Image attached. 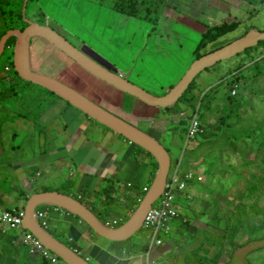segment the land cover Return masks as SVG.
I'll return each instance as SVG.
<instances>
[{
	"label": "rangeland",
	"instance_id": "1",
	"mask_svg": "<svg viewBox=\"0 0 264 264\" xmlns=\"http://www.w3.org/2000/svg\"><path fill=\"white\" fill-rule=\"evenodd\" d=\"M119 1L36 0L29 5L28 21L39 24L36 16L42 17L40 12H43L47 19L43 25L56 31L75 47L101 57V60L125 74L133 84L158 97L164 96L181 81L198 56L216 51L251 31H264V0H163L164 7L154 14L155 21L146 20L149 17L146 4L137 19L119 13ZM14 4L15 0H0V39L7 30L24 29L28 25L21 19L19 2L16 8ZM225 23H239V27L235 32L209 44L206 49H198L202 35L209 28ZM14 39V47L0 57V97L3 94L5 97L0 102V120L9 124L19 123L17 125L25 129V136L30 137L37 126L33 119L36 110L49 105V102L39 101L52 96L37 85L24 83L23 79H16L12 72L4 71V66L10 62L11 50L14 56ZM36 40L33 38L31 41V51L38 42ZM40 42L55 50L49 55L47 48L37 46L31 56L36 67L33 68L41 72V67L47 74L55 71L60 81L87 95L83 91L90 87L92 79L97 83L98 78L82 71L71 58L47 40ZM57 51L66 62L59 60ZM69 61H72V67L67 66L71 63ZM78 73L83 77L80 78ZM102 84L105 90L110 89L109 85ZM196 84L194 92L205 133L196 140H190L193 146L197 141L199 143V147L194 150L198 162L193 167L200 171L197 166L202 159L212 169L217 159L219 164L225 165V170L219 177L220 186L213 192L214 199H203L200 203L195 198H182L179 202L178 209L186 221L175 220L173 223V226L180 223L185 227V238L179 239L178 243L181 247L177 251L178 257L184 261V252L192 251L198 254L197 259L203 264H217L219 259L225 264H264L263 44L201 71ZM92 88L97 89L95 85ZM233 91H236L235 95ZM243 97L246 101L236 109L235 103ZM179 102L170 109L179 110L182 103ZM60 103L63 105V102ZM183 103L190 105L186 100ZM178 114L177 130L186 136L187 122L181 116L179 118ZM223 118L228 125L222 123ZM23 119L34 125H26ZM42 121L48 122V116H43ZM93 123L97 124L95 120ZM146 129L144 125L143 130ZM12 136L14 134L11 133L10 138ZM8 141L12 143L10 139ZM11 146L15 147L13 143ZM191 151H181V157ZM203 156H206V160ZM219 164L214 165V168ZM204 173L216 177L210 169H204ZM208 183L207 177L189 190L195 185L197 188ZM44 188L55 189L50 186ZM58 189L64 191L62 186ZM125 193L128 195V189H125ZM210 212L213 217L207 216ZM123 215L129 217L127 212ZM201 219L205 222L204 226H211L209 237L205 227H200L202 223L197 222ZM144 230L139 229L136 235L148 240V233ZM173 232L174 227L171 234ZM170 236H166L165 240ZM204 240L210 246L206 243L205 246L201 245ZM216 247H219L218 252Z\"/></svg>",
	"mask_w": 264,
	"mask_h": 264
},
{
	"label": "crops",
	"instance_id": "2",
	"mask_svg": "<svg viewBox=\"0 0 264 264\" xmlns=\"http://www.w3.org/2000/svg\"><path fill=\"white\" fill-rule=\"evenodd\" d=\"M35 38L38 42H35V47L33 46L34 51L39 46L38 48H47L49 55L54 53L53 47L40 42L43 41L42 38ZM33 50L30 49L32 69L60 81L55 75V71L47 74L41 67H39L41 72L33 68V66L35 67L31 58ZM35 57L37 58L36 55ZM58 58L66 62L61 54ZM72 61H69L71 63L67 66L72 67ZM97 62L100 63L98 60ZM76 65L82 71H86L79 64L76 63ZM86 72L89 76L95 77L90 72ZM78 76L83 77L80 73ZM96 80L97 83L92 79L91 83L89 82L90 87L83 91L89 97L81 91L67 86L165 146L173 158L172 172L177 167L183 171L185 170L183 167L188 168L196 165L198 161L195 160L194 150L199 147V143L197 141L196 145L193 146L185 135L179 133L176 127L179 123L176 114L179 113V118L182 113L189 117L197 108L198 99H196L195 107L192 104L186 105L182 102L179 110L170 109L178 103L174 106L151 107L99 78ZM102 83L109 85L110 89L105 90ZM94 85L97 89L92 88ZM169 91L171 89L167 93ZM51 96L50 99L43 97L39 101V103L49 102V105L36 110L33 119L37 126L30 137L25 136V129L22 125V128L17 125L19 123L11 122L9 124L5 120H0V125H4L0 126L2 134L0 135V206L6 208L26 207L30 196L35 192L45 191L46 188L44 187L50 186L59 190L58 187L64 186L62 192L69 195L75 193L81 195L83 190H89L88 196L82 203L86 207L94 208L95 211H92L96 216V212L103 207L102 202H105L110 205L105 217L122 215L123 218L125 216L123 214L127 212V216L130 218L137 204L136 195H138V191L136 188L150 185L157 174L159 164L156 158L146 155L145 152L135 155L133 150L138 144L97 120H95L97 124L93 123L94 119L92 121L87 114L57 95L51 94ZM60 102H63V105ZM43 116H48V122L42 121ZM23 121L26 125H34L26 119ZM144 125L147 126L146 131L143 130ZM11 133L14 136L10 138ZM8 139L12 141L15 147L11 146L12 143ZM186 150L187 152L192 151L181 157V151L185 153ZM189 156H194V158H189L186 161ZM203 159L206 160V156H203ZM191 160L195 161L192 162ZM219 162L215 159L211 169L204 161L202 162V159L199 161L197 167L203 174V181L208 177L209 183L197 188L195 185L186 191L187 195H190L192 199H197L200 203L203 199H214L213 192L216 187L220 186L219 177L225 170V165L219 164ZM216 164L219 165L214 168ZM204 169L212 170L216 177L210 176L209 173L206 176ZM107 178L114 181L116 188L115 192L111 194L113 198L111 202L103 201L104 195L98 193L107 184ZM130 182L134 184V188L131 191L128 190L129 193L126 195L125 189H128L127 183ZM177 195L179 202L182 198L190 200V197H186L183 193L178 192ZM48 206L50 212L46 230L67 246L77 247L78 253L85 259L88 258L91 264H203L197 259L198 254L192 251L183 253L184 261L178 257L177 251L181 250L178 245L179 239L185 238V227L181 226L180 223L175 224L173 234L169 235L170 237L161 246L154 243L152 231L149 230H144L148 233V240H143L135 233L125 240L115 241L99 235L89 224L82 222L78 216L67 213L63 207H58L59 205L41 204L38 207ZM209 215L213 217V213L210 212L207 216ZM182 217V221L185 222L186 218ZM197 222L202 223L200 227H205L206 235L209 237L210 224L204 226L205 222L202 219ZM196 223H194L195 227ZM206 242L204 240L201 245L205 246ZM206 245L210 246L207 243ZM218 251L219 247H216V252ZM219 261L222 262L221 264H225L221 259ZM0 264L50 263L37 252L31 253L23 245L20 232L5 226L0 228Z\"/></svg>",
	"mask_w": 264,
	"mask_h": 264
},
{
	"label": "water",
	"instance_id": "3",
	"mask_svg": "<svg viewBox=\"0 0 264 264\" xmlns=\"http://www.w3.org/2000/svg\"><path fill=\"white\" fill-rule=\"evenodd\" d=\"M13 37L16 38L14 68L21 79L54 93L64 101L80 109L91 119L97 120L103 125H107L116 132L123 134L128 139L149 151L159 164L157 174L143 201L139 204L133 215L121 226L116 228L106 227L95 213L73 195L54 189L35 192L30 196L25 207L26 216L23 222L24 226L31 230L46 247L57 252L68 264H91L81 254L59 241L39 224L35 216L36 208L41 204L59 205L71 211L73 214L78 215L99 235L115 241L125 240L141 228L148 211L164 191L172 164L171 154L165 146L151 136L108 113L64 83L34 71L30 61L32 39L39 37L47 40L95 77L107 82L124 93L138 98L147 105L167 107L174 105L182 97L189 84L201 71L213 67L221 61L235 57L249 48L256 47L260 41H264V32L251 31L245 37L239 38L201 57L194 62L191 69L187 71V74L183 76L181 81L162 97L155 96L133 84L129 79L123 77L118 69L113 68L110 64L107 66L101 62L98 63L93 54L75 47L47 25L29 24L23 30H9L0 41V57L4 54L8 41Z\"/></svg>",
	"mask_w": 264,
	"mask_h": 264
},
{
	"label": "built area",
	"instance_id": "4",
	"mask_svg": "<svg viewBox=\"0 0 264 264\" xmlns=\"http://www.w3.org/2000/svg\"><path fill=\"white\" fill-rule=\"evenodd\" d=\"M5 70L10 73L11 67L7 66ZM119 73L123 77H126V75L120 71ZM233 94H236V91H233ZM200 117L199 108H196L189 117L182 113L181 119H183L184 122H187L186 137L188 140H194L205 133V128ZM172 170L173 169L170 168L164 191L153 203L141 226V228L152 231L154 243L160 246L163 245L165 237L171 234L174 227V221L183 220V217L178 209L179 200L177 199V193H183L186 197H190V195H187L188 193H186V191L193 184L203 182L204 180L203 174L194 167H188V169L183 171H180L178 167L174 172H172ZM127 187L128 190L131 191L133 189V184L131 182L127 183ZM141 189V192L136 195L137 205H135L136 207L133 213L145 198L150 186L146 185ZM88 194L89 190H83L81 195L77 194L73 196L82 202L86 199L85 197H87ZM63 210L67 211V213L73 214L65 208ZM49 212V206L36 208L35 216L43 228H46L47 226ZM74 215L76 217L78 216L76 214ZM25 216L26 209L23 206L15 208L0 206V228L7 226L11 230L20 232L22 235L23 245L29 249L31 253L37 252L40 254L42 257L47 259L50 264H67L58 253L46 247L45 244L31 230L24 226L23 222ZM79 219L82 222H85L82 218L79 217ZM124 222L126 221H124L122 217L106 218V220L103 221V224L109 228H116L121 226ZM73 249L79 252L77 247H73ZM87 260L89 261L88 258Z\"/></svg>",
	"mask_w": 264,
	"mask_h": 264
},
{
	"label": "trees",
	"instance_id": "5",
	"mask_svg": "<svg viewBox=\"0 0 264 264\" xmlns=\"http://www.w3.org/2000/svg\"><path fill=\"white\" fill-rule=\"evenodd\" d=\"M36 0H15V4H14V7L16 8V5L17 3L19 2V6H20V16H21V19L26 22L28 25L29 24H37V23H33V22H29L28 21V11H29V5L31 3H34ZM146 4V10L149 12V17L146 19V20H152V21H155V17L156 15L154 16L155 13H159L160 11H162L164 5H163V0H120L119 3L117 4V6H119L121 9L119 13L121 14H125L129 17H133V18H137L139 19L138 17L140 16V12L144 10L143 8V5ZM123 12V13H122ZM37 14H35L36 16ZM40 15L42 17H40L39 15L36 16L38 20V22H40L38 25H43L42 23H46L47 19L45 17V14L43 12H40ZM27 25V26H28ZM239 27V23H225L223 25H217V26H213L211 28L208 29V31H206L203 35H202V39L200 40V43L198 44V49L202 48L203 50L207 48V46L209 44H212L214 43L216 40L228 35V34H231L233 32H235ZM26 28V27H25ZM24 28V29H25ZM11 29H17V28H11ZM9 29V30H11ZM7 30L6 33L9 31ZM23 30V29H22ZM255 31H258V30H255ZM260 33L264 32V31H259ZM5 33V34H6ZM247 33V31L245 32ZM4 34V35H5ZM3 35V36H4ZM245 35V34H244ZM2 36V37H3ZM35 38V37H34ZM2 39V38H1ZM0 39V41H1ZM14 37L11 38L8 43H7V46H6V49H5V52L8 50H10L11 48L14 47ZM260 44H263L264 46V41H260L259 44L257 46H259ZM255 48V47H253ZM253 48H249L247 49L246 51H249L250 49H253ZM4 52V53H5ZM13 50L10 51V62H7L6 65L4 66V71L6 72L5 68L7 66L11 67V72L12 74L16 77V79L18 80H22L19 75L17 74V72L15 71V68H14V61H13ZM202 56H198V58H200ZM10 72V73H11ZM7 73V72H6ZM196 78L197 76L195 77V79L189 84V86L187 87L186 91L184 92V94L182 95L181 98H179L178 102L181 101H187L189 104H192L193 107H195V104L197 103L196 102V97L197 95L195 94L194 90L197 89V84H196ZM24 83H28V84H31L29 82H25L24 80H22ZM34 85V84H33ZM39 87V86H37ZM41 89H44L42 87H39ZM45 90V89H44ZM187 93L190 94V98L187 99ZM2 94V93H0ZM52 95H55L53 93H51ZM1 100L0 102L5 98L4 97V94L2 97H0ZM241 101L240 102H236L235 103V108L238 109L240 108L244 102L246 101V98L243 97L240 99ZM177 102L174 104L176 105ZM172 105V106H174ZM232 111V109H230ZM226 125H228L226 119L224 120V118L222 119V123H224ZM168 150V149H167ZM141 152H145L146 155L152 157L153 155L147 151L146 149H144L143 147L139 146V145H136V147L134 148L133 150V153L135 155H139ZM195 153V152H194ZM193 159L194 156H189L187 159ZM107 181V184L101 189L100 192H98L99 194H102L104 195V199L103 201H106V202H111L113 200L111 194H113L115 192V184H114V181L110 178H107L106 179ZM64 187V186H63ZM142 187H138L136 188V191L137 194L139 192H141V189ZM46 190H49V189H46ZM85 200V199H84ZM83 200V201H84ZM82 201V202H83ZM103 203V207L101 208L100 211L96 212L97 213V216L99 218H103L104 220H106L107 217H105V214L107 213L108 214V211H109V206L107 203L105 202H102ZM137 205V204H136ZM88 207V206H87ZM136 207V206H135ZM134 207V209H135ZM89 208V207H88ZM91 211H95L94 208H89ZM92 211V212H93ZM129 217H123L124 221H127ZM102 219V221H103ZM216 257L218 258V256L216 255Z\"/></svg>",
	"mask_w": 264,
	"mask_h": 264
},
{
	"label": "flooded vegetation",
	"instance_id": "6",
	"mask_svg": "<svg viewBox=\"0 0 264 264\" xmlns=\"http://www.w3.org/2000/svg\"><path fill=\"white\" fill-rule=\"evenodd\" d=\"M243 37H244V36H243ZM243 37H241V38H243ZM96 58H97V60H98L99 62H101L102 64L108 66V64H107L106 62H104L103 60L100 59L101 57L99 58V56H98V57L96 56Z\"/></svg>",
	"mask_w": 264,
	"mask_h": 264
},
{
	"label": "clouds",
	"instance_id": "7",
	"mask_svg": "<svg viewBox=\"0 0 264 264\" xmlns=\"http://www.w3.org/2000/svg\"><path fill=\"white\" fill-rule=\"evenodd\" d=\"M252 48H253V47H252ZM203 56H205V55H203ZM203 56H202V57H203ZM200 58H201V57H200ZM200 58H198V59H200ZM198 59H196V61H197ZM200 73H201V72H200ZM200 73H199V74H200ZM199 74H198V75H199ZM198 75H197V76H198ZM172 88H173V87H172ZM172 88H171V89H172ZM165 95H166V94H165ZM233 95H235V94H233ZM172 163H173V161H172ZM171 166H172V164H171ZM148 186H151V185H148ZM142 187H143V186H142ZM42 227H43V226H42ZM45 229H46V228H45ZM56 253H57V252H56ZM60 257H61V256H60ZM61 258H62V257H61ZM62 259H63V258H62ZM63 260H64V259H63ZM64 261H65V260H64ZM65 262H66V261H65ZM66 263H67V262H66ZM67 264H68V263H67Z\"/></svg>",
	"mask_w": 264,
	"mask_h": 264
}]
</instances>
